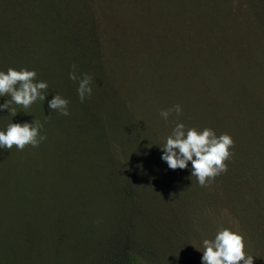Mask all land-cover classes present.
I'll return each instance as SVG.
<instances>
[{"label": "trees", "instance_id": "16d2710c", "mask_svg": "<svg viewBox=\"0 0 264 264\" xmlns=\"http://www.w3.org/2000/svg\"><path fill=\"white\" fill-rule=\"evenodd\" d=\"M8 67L48 87L0 111V128L33 119L45 136L0 148V264H145L140 227L163 223L201 250L235 227L264 264V0H0ZM70 72L90 77L83 101ZM54 94L68 115L48 109ZM177 121L233 140L206 186L160 159ZM107 209L119 227L99 236Z\"/></svg>", "mask_w": 264, "mask_h": 264}, {"label": "clouds", "instance_id": "9594fccd", "mask_svg": "<svg viewBox=\"0 0 264 264\" xmlns=\"http://www.w3.org/2000/svg\"><path fill=\"white\" fill-rule=\"evenodd\" d=\"M35 69L8 67L0 69V97L7 96L0 103V111L7 109L12 116L17 114V109L12 105H20L26 109L35 101H45L47 81L37 80ZM69 78L78 80L76 89L81 101L91 95L90 77L86 74L78 78L74 72L69 73ZM49 110H55L61 115H68V100L60 94H54L47 100ZM182 109L176 104L160 111V116L165 121L173 112L179 116ZM43 125L36 120L24 122H10L0 128V148L11 149L13 145L22 150L25 145L37 146L45 139L41 133ZM233 140L229 134L219 135L208 127H186L182 121H177L171 128L170 134L165 138L160 159L170 169L190 168V176L196 178L201 186H206L213 177L225 171V161L230 156V147ZM190 162V164H189ZM201 264H253V257L245 254V240L243 233L237 228H218L211 238L201 240Z\"/></svg>", "mask_w": 264, "mask_h": 264}, {"label": "rangeland", "instance_id": "374dc122", "mask_svg": "<svg viewBox=\"0 0 264 264\" xmlns=\"http://www.w3.org/2000/svg\"><path fill=\"white\" fill-rule=\"evenodd\" d=\"M37 155H39L38 152ZM105 213V220L98 225L97 229V225H91L99 236H108L119 227L118 214L113 209H107ZM100 220L102 219L100 218ZM77 226L80 227V225ZM140 229L143 230H141L142 232L148 229L144 232L147 236L144 239L145 243L136 245L139 250L144 252L145 264H201L200 256L202 254L198 250L200 247L195 241L192 242V239L183 240L181 233L176 237L171 236L164 223L157 226H141ZM78 244L82 245V241L80 240ZM67 251L71 252L73 250L69 248ZM61 255L67 256L63 253Z\"/></svg>", "mask_w": 264, "mask_h": 264}]
</instances>
